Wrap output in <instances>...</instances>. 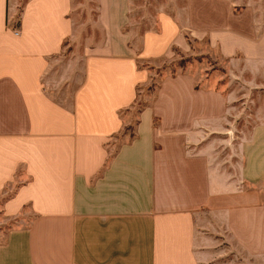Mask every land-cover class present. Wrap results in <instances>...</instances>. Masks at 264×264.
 Segmentation results:
<instances>
[{
	"label": "crops",
	"instance_id": "0c3cea01",
	"mask_svg": "<svg viewBox=\"0 0 264 264\" xmlns=\"http://www.w3.org/2000/svg\"><path fill=\"white\" fill-rule=\"evenodd\" d=\"M96 1L87 26L73 0H25L10 25L17 0H0V189L18 182L0 213L32 214L8 229L0 264H264V102L247 114L228 85L164 76L134 136L109 148L150 79L139 61L205 35L264 76V18L252 16L264 0L237 13L204 0L200 20L189 0L183 25L159 13L139 48L130 0Z\"/></svg>",
	"mask_w": 264,
	"mask_h": 264
},
{
	"label": "rangeland",
	"instance_id": "374dc122",
	"mask_svg": "<svg viewBox=\"0 0 264 264\" xmlns=\"http://www.w3.org/2000/svg\"><path fill=\"white\" fill-rule=\"evenodd\" d=\"M24 1L17 0L18 11L10 25L17 22L19 11ZM244 1L255 5L261 0H233L235 3L233 8L234 13L241 11V3ZM201 2H204V0H198L197 3L199 5H197V9H194L196 10L195 15H197V20H200L201 14H203L201 9L204 6L200 5ZM73 6L72 16L75 22L85 23L87 26H90L95 18L97 1L73 0ZM161 12L174 16L183 25L189 15V0H130L129 21L125 27L132 32V43L136 48L140 46V37L144 31L158 29L157 16ZM252 16H257L258 19L264 18V14L257 11H253ZM94 35L97 36L98 32H95ZM236 41L240 47H251L245 40L239 39ZM68 49L66 48V51ZM138 65L151 72L150 79L146 84L137 88V98L132 108L122 113L127 123L119 134L110 139L109 148L115 149L121 141L132 138L138 110L145 107L153 99L157 87L164 76L190 71L200 76L199 84L228 85L231 90L236 91L237 99L235 104L238 111H245L247 114H253L256 107L264 102V76L254 77L249 70H254L255 67H250L243 60H229L221 57L216 49L210 47L205 35H201L197 39L191 38L189 44L183 49L178 47L173 48V51L165 58L153 61H139ZM259 67L262 69L260 70ZM257 68L263 72L264 67L258 66L256 70ZM260 80L262 84H259ZM262 117H264V114ZM255 122H257L256 119H254ZM17 183L12 182L3 189H0V205L2 199L15 189ZM31 218L32 214L28 206L24 208L23 213L17 216V218L6 219L0 213V242L3 241L8 229L21 225L25 226Z\"/></svg>",
	"mask_w": 264,
	"mask_h": 264
},
{
	"label": "trees",
	"instance_id": "16d2710c",
	"mask_svg": "<svg viewBox=\"0 0 264 264\" xmlns=\"http://www.w3.org/2000/svg\"><path fill=\"white\" fill-rule=\"evenodd\" d=\"M143 108V107H142ZM142 108H140L139 110H138V112L142 109ZM134 136V134L132 135V137ZM12 194V192L11 193H9L8 195H6L3 199H2V201H4L8 196H10Z\"/></svg>",
	"mask_w": 264,
	"mask_h": 264
}]
</instances>
